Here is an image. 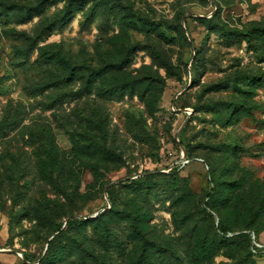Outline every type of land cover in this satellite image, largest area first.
Segmentation results:
<instances>
[{
	"label": "rangeland",
	"instance_id": "1",
	"mask_svg": "<svg viewBox=\"0 0 264 264\" xmlns=\"http://www.w3.org/2000/svg\"><path fill=\"white\" fill-rule=\"evenodd\" d=\"M0 128V264H264V0H0Z\"/></svg>",
	"mask_w": 264,
	"mask_h": 264
},
{
	"label": "trees",
	"instance_id": "2",
	"mask_svg": "<svg viewBox=\"0 0 264 264\" xmlns=\"http://www.w3.org/2000/svg\"><path fill=\"white\" fill-rule=\"evenodd\" d=\"M71 10L72 7L69 4L66 7V12L65 15L68 16L71 14ZM138 46H134L133 49L137 48ZM42 57L48 59V60H52V61H56L57 59H62L63 62H67L66 58L64 57L63 53L61 52H53V53H45L42 55ZM68 69L67 71L69 72L65 77H63L60 81H64V82H73L74 81V77L78 76V78L80 80H84V87L82 89V93H86V94H91L93 91V84L96 80H99L101 78L100 73H97L94 70L89 69L88 67H80L79 69H75V72L73 70V68L71 67L70 62L68 61ZM54 83H52L53 86ZM125 95V93L123 92V94L119 97H123ZM107 98V100L109 99H114L116 98L114 95H105ZM16 121V120H15ZM3 127V126H2ZM3 128H0V131ZM88 132L83 133L84 131L79 130V131H74L73 133H71V139L73 142V150L70 154L67 153H63V157L61 160V166L64 167L66 166V162L68 157L72 158V160H77V161H82L84 160L85 156H96L98 158H100L101 160L104 161H108L109 163H116L118 162L119 158L116 155V153L110 148L108 147L107 144L101 142L100 140L97 139L96 136H92L91 133H93L92 130H87ZM50 160L46 161L44 164L46 166H51L55 163V161L53 162V157L52 155L49 157ZM57 163V162H56ZM204 167L205 170L209 173L211 172V166L209 165V163L202 159V161L200 162ZM100 175H96V179L99 178ZM133 183V182H132ZM210 191L207 194V202H206V210L207 212L212 216H216V211L213 208V201L217 195V191H218V187H217V183L214 181V178H211V184H210ZM109 192V191H108ZM63 194L67 195V192L65 190H63ZM110 195V193H109ZM111 198V195H110ZM117 209H115V206L112 207V209L110 211H106L104 215H101L100 217H108L110 216L112 213L116 212ZM69 224V223H68ZM220 230L223 234H226L227 230H225L223 228V226L221 225ZM62 228L59 227L55 232H61ZM248 240L249 242L251 241V236L250 234H242L240 236H235L234 240ZM52 244L53 241L50 243L49 245V249L46 252V254L44 255L43 258L39 259V264H58L56 263V261H53L54 258H52ZM208 249V248H207ZM204 250V252L207 251ZM26 260L29 261L28 257L26 256Z\"/></svg>",
	"mask_w": 264,
	"mask_h": 264
}]
</instances>
